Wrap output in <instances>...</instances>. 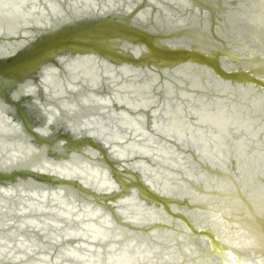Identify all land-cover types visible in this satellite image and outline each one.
<instances>
[{
    "label": "snow or ice",
    "instance_id": "obj_1",
    "mask_svg": "<svg viewBox=\"0 0 264 264\" xmlns=\"http://www.w3.org/2000/svg\"><path fill=\"white\" fill-rule=\"evenodd\" d=\"M182 6L188 11L189 18L196 19L199 18L200 10L204 7L200 0H183ZM255 6L264 13V0H256ZM3 7L12 8L14 5L8 3ZM49 7L53 9L51 15L42 13V16L48 17L47 21L42 20L36 25L37 29H42L41 31L32 33V39L20 43L19 47L10 55H0V113L14 106H22L24 109L22 124L29 120L35 122L25 125L29 129V139L34 140L36 146L29 145L28 159L22 167L30 169L34 173L47 175L53 181L78 180L82 186V188H77L74 184L61 185L58 188L61 196L71 197L73 201L72 205H66L71 209L68 213H60L68 221L67 229L60 235L53 233L51 238L54 247L61 246L60 251L63 256L57 255V259L52 261L49 257L55 253L50 252L48 255H40L38 262L60 264L62 259H67L87 261L88 264H102L100 255L103 251L102 247H90L88 243H78L74 248H66L62 244L64 240L82 238L85 241L91 240L93 245L97 242L104 245L111 233H105L103 229L99 233H85L72 227L73 219L76 221L84 219L83 214L73 217L71 213L78 211V208L74 207L77 201L89 200L88 193L82 189L89 188L90 184L83 179L87 175L86 172L69 169L63 163L57 162L66 160L69 152L72 153L73 158L78 154L83 155L80 145L65 147L61 142L65 138L60 135L61 132H71L72 136L80 140L81 143H84L82 138L85 136L91 137L93 140L99 139V137L91 131V126L87 121L81 122L75 119V112L79 105H67L64 111H60L47 103H42L39 99V91L41 89L45 92L49 90L48 86L54 74L59 72L67 74L83 61L95 62L97 65L101 61L105 64H115L123 63L124 57H134L141 64L155 67L158 71L161 69L172 70L174 66L183 62L215 75L212 70L216 67L218 57L231 62H237V58L224 51L222 44L217 46L214 38L211 42L206 43L203 35L199 32L181 31L175 41L171 39L166 41L163 37L146 41L136 37L134 33L128 31L129 22H131V27H136L140 21L148 23V20L144 13L140 12L138 7L134 8L131 3L125 8L123 0H105L103 4L93 2L86 9L80 8L79 5H71L68 10L57 9L54 5H49ZM37 10L34 6L33 11ZM109 14L114 17L112 23L96 26L89 24L90 21L102 20ZM121 18H123V24H121ZM144 31L151 32L153 29L145 28ZM260 39L261 51L250 54L247 59L254 61V56L258 55L261 65H264V31H262ZM36 42H47L49 46L41 55L30 56L31 48L36 46ZM169 74V72H165V75ZM216 78L223 84L221 77L217 76ZM258 79L262 82L261 89L258 90L261 96L259 105L253 104L252 107H246L245 110L239 112H235L233 109L234 116L228 120H223L222 114L216 113H209L207 117V119L218 121L214 125L218 131L212 137L216 142L214 151L217 152L221 160L227 155L229 162L233 158L237 162L236 171H230L229 175L224 177L232 189L231 192L225 194V199L242 201L240 210L230 214L226 229V232L234 234L235 239H230L227 235L224 238L217 236L220 241L219 246H214L209 252H196L195 255H193L192 249L181 245L169 249L171 256L166 254L165 260L175 257V264H264V198L257 202L248 195L246 189L240 187V180L245 169H248L250 164L256 163L257 156L260 158L259 162L264 165V73ZM68 87L74 92L83 91L74 88L72 80H69ZM233 87L238 86L233 85ZM82 103L85 105L88 103L86 95L83 97ZM139 107H143L147 112L154 108V104L150 99L144 98L139 102ZM157 114V111L153 112L154 116ZM177 115L183 116V113L178 109ZM202 119L198 118L196 124L201 123ZM173 123L175 124V121ZM180 123L183 124V121L181 120ZM152 127L155 129L159 125L153 121ZM173 131L179 134L180 130L174 128ZM31 132H35L36 135L31 136ZM41 144H46L48 147L42 148L39 146ZM106 146L111 147L110 144ZM196 147L198 148L199 144ZM49 151L58 153L57 157L49 160L47 157ZM113 152H116V149H113ZM13 155L18 156L19 154L14 153ZM197 155H201V153L198 151ZM204 155H207V152ZM115 158L120 161L126 159L119 153ZM118 166L122 173L129 164L122 163ZM10 171L11 169L8 167L0 168V182L8 185L0 188V192L5 195H15L17 190L16 185L10 183L12 177L4 175ZM104 173L105 183L101 185L100 191L103 193V190L106 189L109 195L89 204L86 211L89 212L91 219L103 217L101 222H106L105 227L112 229L118 227V222L113 220L107 210V204L111 202L112 208L117 210H119V204L115 202L116 196L111 193L123 197L128 191L129 184L115 172L110 173L108 169H104ZM260 183L264 185V177L261 178ZM46 186V183L36 185L38 189ZM43 195L47 197L48 192L45 191ZM142 198L146 201L149 199L147 194ZM2 203L0 201V204ZM120 203H124V201L121 200ZM96 204H99V207H96ZM37 206L41 211L46 210L42 204L31 205V207ZM93 209L95 210L93 211ZM0 210L7 211V208ZM28 211L29 209L24 208L22 204L16 215L24 216ZM48 223H52V221H48ZM29 225L36 228L37 231L43 227V225H37L35 221L27 219L19 224L11 219L0 222V228L4 230L14 226L11 231H6L7 236H17L15 228L23 230ZM56 226L64 227L63 224ZM84 227L87 226L80 225V228ZM43 235L45 240L49 239L47 234ZM116 238L120 239L118 236ZM41 247L44 245L35 238L26 240L23 235H20L19 242L14 246L3 235H0V259L4 255L14 256V264L26 261L29 256L36 255ZM116 247V245H109L107 250L112 253ZM81 248L88 249V252L80 254L79 249ZM155 251H159V249L157 248ZM92 252H96L97 255L92 256ZM146 255L151 257L152 253ZM139 259L143 261V257ZM113 260L116 261V264H137V258L129 256L127 249L123 255H110L108 264H113ZM147 264H156V262L149 258Z\"/></svg>",
    "mask_w": 264,
    "mask_h": 264
},
{
    "label": "bare ground",
    "instance_id": "obj_2",
    "mask_svg": "<svg viewBox=\"0 0 264 264\" xmlns=\"http://www.w3.org/2000/svg\"><path fill=\"white\" fill-rule=\"evenodd\" d=\"M1 1L3 4L10 3L14 5L12 8H5L0 5L1 26L5 28L11 26L10 24H13L14 27L23 24L24 21L18 5V2L20 1L21 3L22 0ZM66 1L68 7L79 5L80 8L84 9L90 3L103 4L105 2V0ZM158 1L161 2V4L158 2L161 16L157 18V24L163 25L166 30L153 25L151 27L153 31L163 32L169 36L171 35L170 32H166L169 28L166 27L196 25L195 21L189 24L186 23L187 18L184 16L186 9L182 6L183 0ZM123 2L125 8L130 3L133 4V0H123ZM239 2L242 6V11H233L228 14L229 22L230 24L233 23V28L236 32L235 42L249 49L254 47L255 52L258 53L260 47L252 41V34L257 35V33H260L261 35V27L264 25V19H262L264 13L255 6L256 0H239ZM42 3L45 5L44 10L51 11V13L53 9L49 5L62 9L61 0H43ZM169 3L170 5H168ZM39 7H42V4ZM143 13L146 17L148 16L147 11ZM129 65L130 62L127 60H124L123 63L115 64L100 62L98 65L95 62L83 61L77 66L76 72H80L83 78L85 76L93 84L99 82L100 79H106L114 88L113 94L107 101H100L107 104L110 110L109 116H106L104 120L97 118L98 120H90L88 123L91 126V131L99 137L96 140L110 144L124 157L137 156L139 158L137 162H134V167L131 166V168L140 177L142 176V181L150 187L149 189H152L148 191L149 194L152 195L154 191L170 198H181L197 204L196 210L193 209L188 216L193 222L196 231L199 232V235L193 237L190 230L186 228V225L179 218L165 212L163 208H152L150 205L144 204L141 197L145 195L144 189L141 191L130 189V184L126 180L129 172L126 171L124 175L121 174L125 182L129 184L127 192H134L133 196L127 198L130 203L126 206L127 210L124 209V215L126 216L123 217L134 223L147 224V226L144 225L146 229L142 231L139 237L136 236L137 232L135 228L131 227V224L118 226L123 227L124 232L130 234L129 236H133L136 242L137 247L135 248L133 245L134 241L129 239L130 245L126 246L130 249L127 250L128 255L136 257L137 264H147L149 258L154 260L156 264H175V257L170 260L164 259L166 254L171 256L169 249L182 245L192 249L193 255L196 252L204 253L212 250V247L207 242L205 232H210L217 236L222 235L221 238L227 235L230 239H235L233 233L226 232L228 226L227 218H230V214L240 210L242 201L225 199V194L231 192L232 189L229 183L224 180V177L229 175L230 171H236L237 162L235 158L229 162L227 155L221 160L217 152L214 151L216 142L212 137L218 131V128L214 126L218 121L207 119V117L209 113H216L222 114L221 118L223 120H228L234 116L233 109H235V112H239L245 110L247 105L248 107H252L253 104L259 105V95L248 86L234 88L233 84L226 78L222 79L223 84H221L217 79L210 77L207 71H202L200 68H194L195 70L193 71L192 69L184 68L183 64L174 66L172 70L162 69L161 72L163 74L168 70L170 71V74L165 76L157 75L154 72H145L148 74L126 78L124 71H129ZM73 78H75V74L71 71L64 79L53 77L49 85L55 91L63 92L69 80ZM184 80L189 83L192 89L195 88L198 91L197 97H195L194 93L187 94L184 90H181ZM160 84L161 86H159ZM155 86L162 90L157 91ZM66 87L69 88L68 86ZM208 89L211 92H221L222 95L229 93L228 95L233 96L232 98L235 100L231 102L227 100L226 96L222 97V99H212L208 97V92L204 95V90L207 91ZM144 98L150 99L154 104V108L152 110L149 109L152 111L151 113L149 111L145 112L143 107H139V102ZM77 99L79 100L80 98L78 97ZM94 101L96 100L91 102ZM239 101V104L246 103V106L238 108L239 105L237 103ZM77 104L79 105V103ZM136 109H140V111L135 112L134 110ZM178 109L183 113V116L177 115ZM154 111L158 112L155 116L153 115ZM137 117L139 118L137 119ZM198 118L203 119L201 123L196 124ZM181 120L183 124L180 123ZM153 121L159 125L158 128L154 129L152 127ZM173 121H175V124ZM174 128L180 130L179 134L173 131ZM3 134L23 137V132H20L14 123L11 124L10 119L7 117L0 118V162L3 158L1 152L6 148L13 149L26 157L28 156L31 142L26 144L25 140H19L12 145V142L6 141L7 138L3 137ZM197 144H199L198 148L196 147ZM198 151L201 155H197ZM205 152H207V155H204ZM82 156L79 154L75 158L70 156L73 159L70 164L81 165L84 163L81 160ZM259 161L260 158L257 156L256 163L250 164V167L245 169L240 180V187L246 189L248 195L257 202L264 198V185L260 183L261 178L264 177V165ZM71 165L68 166L70 169L72 168ZM97 177L99 178V176ZM99 179L102 184L105 183L102 178ZM35 197L41 198L40 201L42 203H35L36 201H29L26 198L23 199L22 203L15 204L12 199L7 198L6 200L0 196V201L6 204L7 208L6 212H0V222H5L10 219V216H14L10 214L13 212V208H21L20 203L23 206L29 205L27 207L34 213L30 220L35 221L37 225H43V227L39 228L43 233L40 231L35 232L33 235L29 233L24 236L25 239H44L43 234H47L50 243L53 233L60 235L67 229L68 221L64 217V220L61 221L60 213H68L71 209L66 205H72L73 201L69 197L63 198L56 192L48 193L47 197L43 193H38ZM78 203V211H72L71 213L73 217L86 212V208L81 206L82 203ZM34 204H42L46 210L41 211L38 206L31 207ZM74 207L77 208L76 204ZM117 212L121 214V209L117 210ZM88 214L89 212L85 213V215ZM48 221H52V223H48ZM57 224H63L64 227L58 228ZM81 224H83L81 221H76L75 219L72 221L73 228L83 231L80 228ZM152 225H155L156 228L169 230V232L153 231ZM165 225L173 226L177 230L181 229L184 234L180 235L170 232L171 228ZM86 229L88 233H93L92 231L95 230V227L90 226V228L86 227ZM3 236L8 239L9 243L13 242L8 236ZM37 241L40 242L39 240ZM16 243L14 241L12 244L15 246ZM41 244L44 247L40 248L35 255L36 257H28V260L19 261L18 264H46L43 261L38 262V257L40 255H48L50 252L55 253L49 257L52 261L57 259V255L63 256L60 250L55 252L51 243L49 244L50 246L45 245L43 242ZM157 248L159 251H155ZM79 252L84 254L88 252V249L82 248L79 249ZM148 253H152L151 257L146 255ZM91 255L96 256L97 253L92 252ZM101 257L102 264H108L106 261L109 256L101 254ZM140 257H143V261L139 259ZM63 262L65 263L60 264H74L73 261L70 262L67 259H64ZM77 262L78 264H84L87 261ZM113 264H116L115 260H113Z\"/></svg>",
    "mask_w": 264,
    "mask_h": 264
},
{
    "label": "water",
    "instance_id": "obj_3",
    "mask_svg": "<svg viewBox=\"0 0 264 264\" xmlns=\"http://www.w3.org/2000/svg\"><path fill=\"white\" fill-rule=\"evenodd\" d=\"M43 0H22L18 2L20 14L23 18L24 23L20 24L16 27L13 26V24H10L11 26L8 27H2L0 24V55L8 56L10 53L15 51L17 47H19L20 43L24 42L25 40H31L32 39V33L36 31H41L42 29H37L36 25L40 23L42 20L47 21V16H42V13H48V15H51V11H45L44 7L45 5L42 3ZM158 0H133V7L139 8L140 12H146L147 11V20L148 23H145L144 21H140L136 27H131V22H129L128 31L131 33H134L136 37L142 38L146 41H150L156 37H163L166 41L171 39L172 41H175L176 36L181 31H187V32H199L203 35L205 42H211L213 38L215 39V42L217 46H220L221 44L224 47V51L230 53L232 56L237 58V62H231V61H225L222 57H218L216 60V67L212 70L215 75L207 72L210 74V77L217 79L216 77L219 76L221 79L226 78L228 81H230L233 85L238 86L237 88H240L242 86H248L250 87L255 93L257 92L259 95V100L261 102V96L260 92L258 91L261 89V80L258 79V77L264 73V65H261L259 56H254V61H250L247 59V57L250 54L256 53L254 47L249 49L247 47H244L243 45H240L235 42V34L233 23L230 24L228 19V14L233 11H242V6L239 2V0H200V2L204 5V7L200 10V16L198 19L196 18H189L188 17V11L184 13V16L186 19V23H191L193 21L196 22V25H188L187 27L180 25V26H169L166 28H169L166 32H170L171 35H167L163 32L158 31H151L147 32L144 31L145 28H151L153 25L157 26V28L165 29L163 25L157 24V18L161 16L160 8L158 7L159 2ZM42 4V7H39ZM62 9L68 10L69 7L67 6L66 0H61ZM164 4V3H163ZM0 5H4L2 1L0 0ZM165 5V4H164ZM170 5V3L168 4ZM172 5V4H171ZM34 6L38 9L37 11H33L32 7ZM166 6V5H165ZM173 6V5H172ZM175 8V7H174ZM173 8V9H174ZM150 10V11H149ZM178 13V12H177ZM28 17V19H27ZM114 20V17L109 14L102 20H95L90 21L89 24L92 26L100 25L103 23H112ZM121 24H123V18H121ZM261 30L264 31V25L261 27ZM262 35V33H261ZM261 35L260 33H257V35L252 34V41L257 43L260 47V51L262 49L261 44ZM172 37V38H171ZM182 42V41H181ZM47 42H36V46L31 48V52L29 53L30 56H39L42 54V52L48 47ZM146 46V45H145ZM258 51V53L260 52ZM124 60H127L130 62V65L128 66L129 71L125 72L126 78H133V77H139V75L148 74L149 72H154L157 75L163 74L161 70H157L155 67H151L148 65L141 64L140 62L136 61L134 57H124ZM103 62V61H101ZM183 64L184 68L192 69L193 71L197 69L196 66L187 65L186 63ZM195 68V69H194ZM229 70H225V69ZM77 69L74 68L72 70V73L75 74V78L71 79L73 81V87L77 89H82L83 91H71L68 86V84L65 86L63 92H57L54 89L48 86L49 90L45 92L43 89L39 91V99L42 103H47L49 106L54 107L55 109H58L60 111H64L65 106L67 105H73L79 103V108L75 112V119L77 121H89L91 120H98L102 119L104 120L106 116H109V108L106 103L100 102L107 101L108 98L113 94L114 88L106 79H100L97 83H91L88 81V79L84 76L82 77V74L80 72H76ZM167 71V70H166ZM76 72V73H75ZM148 72V73H145ZM167 72L170 73L168 70ZM65 74V72H59L58 74H54L53 77H58L61 79L66 78V76L69 74ZM69 83V82H68ZM161 86V84L159 85ZM157 88V91L162 90L161 88L155 86ZM181 90H184L187 94L194 93L195 97L198 96V91L196 89H192L187 81L184 80L183 86ZM192 90V91H191ZM178 91V90H177ZM194 91V92H193ZM206 92H208V97L215 98V99H222V97L226 96L227 100L233 102L235 100L232 98L231 95H222L221 92H211L209 89L206 91L204 90V95H206ZM87 96L88 103L85 105L82 103L83 97ZM78 96L80 99L78 100L76 98ZM207 97V96H206ZM207 97V98H208ZM90 100V102H89ZM92 100H96L94 102H91ZM240 101L237 103L239 105L238 108L246 106V103L239 104ZM15 104V102H13ZM248 107V105L246 106ZM152 110V109H151ZM135 112H139L140 109L134 110ZM150 113L152 111L148 110ZM7 117L10 119L11 124H15L17 126V129L20 132H23L22 136H7L6 134H3L2 136L7 138L6 141L12 142V145L14 142H18L19 140H25L26 144L28 142H31L30 145L35 147V141L29 139V129L25 126L27 123H35L34 121H25L24 124H22V118L24 117V109L22 106L20 107H12L8 110H5L3 113H0V118ZM101 117V118H99ZM98 118V119H97ZM31 136H35V132L30 133ZM61 136L65 137L61 142L65 145L67 148L69 145H80L81 152H83L82 159L84 163L81 165H71L72 160L70 156H72V153L69 152L67 154V159L63 161H57L58 163H63L66 167L69 165L72 166V170L82 171L86 172L87 175L83 177L86 182L90 184V187L87 189H82L85 193H88L89 200L84 201L80 200L77 201L75 204L78 208L79 203L81 202V206L87 208L89 204L95 203L98 199H101L103 197H106L109 195L106 189L103 190V193L100 191L101 180L99 178H102L105 181V173L104 169H108L109 172H116L121 174H125L126 171L129 172L127 177V182L130 184V189L134 191H141L144 189L145 194L148 195L149 199L146 201L143 199L144 204L147 206H151L152 208H158L163 210L169 214H171L174 217L179 218L185 225L186 228L190 230V233L194 236L199 235L198 231L193 226V222L191 221L189 216V212L191 213L193 209L196 210V203L188 202L187 200L181 199V198H170L168 196H164L161 194H158L156 192H152V195L149 194L150 187L147 186V184L142 181V176L140 177L139 174L132 171L131 166H133L135 163L139 160L137 156L128 157L125 156L124 161L117 160L116 154L118 153L113 152V148L107 147L102 141L93 140L91 137H83L82 140L84 143H81L80 140H77L74 138L71 134V132H61ZM115 145V144H114ZM42 148H47L48 146L46 144L39 145ZM17 153L13 149H4L2 154V161L0 162V168L8 167L11 169L10 173H5L4 175H10L12 177L10 183L13 185H16V193L15 195H5L3 192H0V196L4 199H12L15 204H19V202L22 203L23 199H28L29 201H36L35 203L41 202L40 199H37L38 197H35L36 194L44 193L47 191L48 193L56 192L59 194L58 188L61 185H75L77 188H82V186L79 184L78 180L75 181H53L51 177H48L44 174H38L32 172L30 169L22 167L23 163L28 159V156L26 157L24 154H20L18 156H14L13 154ZM113 153V154H112ZM58 153L49 151L47 153V157L49 160H53L57 157ZM115 155V156H113ZM11 161V163H10ZM122 163H128L129 166L124 169V171L121 173L120 168L118 165ZM84 164V165H83ZM134 167V166H133ZM69 168V167H68ZM70 169V168H69ZM225 175V174H224ZM99 176V178L97 177ZM133 179V181H132ZM136 180V181H135ZM31 181V183H29ZM51 181V182H50ZM131 183H130V182ZM138 181V182H137ZM137 182V183H136ZM46 183L47 186L45 188H37V184H44ZM8 185L0 182V188L7 187ZM93 189H96V191H93ZM35 193V195H32ZM134 192H127L125 196L120 197L115 193H111V195L116 196V203L119 204V209H121V214L117 212L116 208H112L111 202L107 204V210L110 212V214L113 217V220L118 222V226H124L131 224V227L135 228L136 230V236H141V233L147 226V224H139L134 223L131 220L125 219L123 216L125 214V210H127L126 206L130 203V200L127 199L129 196H133ZM61 196V195H60ZM41 197V196H39ZM64 198V196H62ZM136 197V196H135ZM143 197V196H141ZM71 198V197H69ZM134 198V197H133ZM123 200L124 203H120V201ZM20 203V205H22ZM42 203V202H41ZM25 205V203H24ZM29 206V205H27ZM26 205L24 208L29 209V211L24 216H18L16 215L17 212L20 211V207L13 208V212L10 215L11 220H15L17 224H19L21 221L27 219L30 220L32 215L34 214L30 208H28ZM80 206V207H81ZM130 206V205H129ZM6 207V204L2 203L0 204V209H3ZM96 207H99V204H96ZM95 209H93L94 211ZM210 210V209H209ZM208 211V210H207ZM0 212H4L3 210H0ZM6 212V211H5ZM88 212V211H86ZM85 212V213H86ZM83 213L84 219L81 220L83 225H86L90 228V226H94L95 230L92 231L93 233H99L101 229L104 230L105 233H111L109 236L108 241L101 245L99 242H97L95 245H93L91 240L85 241L82 238L80 239H68L64 240L62 242L63 246L67 247H75L78 243H88L89 246H94L97 248H103V251L100 253V255L106 254L107 256H116L117 254L123 255L125 249L130 250L128 247H126L129 243V239L133 240V245L136 246V242L134 240L133 236H129L130 234H127L124 232L123 227H116L112 229H108L105 227V223H102L101 221L104 219L103 217H97L96 219L89 218V214L85 215ZM82 214V213H81ZM60 217V216H59ZM58 218V216H57ZM61 221L64 220L63 216H61ZM229 220V218H227ZM8 220V219H7ZM125 220V221H122ZM6 222V221H5ZM180 222V221H179ZM167 227H170V232H174L175 234H184L183 230L179 229L177 230L173 226L165 225ZM12 227L8 230H4L0 228V235H5L6 231H11ZM151 228H153V231H167L161 228H156L155 225H152ZM156 228V229H155ZM126 229V227H125ZM175 229V230H172ZM83 232L88 233L86 227L82 228ZM15 231L18 233L17 236H8L10 240L13 242H18L19 236H27V234L31 233L33 235L35 232L37 233L40 231L43 233L42 230H36L33 226H28L21 230L20 228H15ZM207 239V242L210 244V246H219L220 241L217 239V235L205 232L204 233ZM41 235V234H39ZM120 237V239H117L116 237ZM220 236V235H218ZM222 236V235H221ZM220 236V237H221ZM36 240H39L41 243L43 242L45 245L50 246L49 241L42 239V238H36ZM12 242V243H13ZM52 244V243H51ZM109 245H116L115 251L112 253L108 252V246ZM53 246V245H51ZM55 252H59L61 246L56 245L55 247H52ZM82 249V248H81ZM139 252V251H138ZM26 254V252H25ZM36 257L35 255H33ZM32 257V256H29ZM29 259V258H28ZM15 257L14 256H8L4 255L0 261L1 264H14ZM54 260V259H53ZM55 261V260H54ZM64 259L61 260L60 263L63 262ZM69 261V260H68ZM73 260H70V262ZM23 262V261H22ZM69 262V263H70ZM108 262V259L107 261ZM74 264H78L77 261H73ZM23 264V263H21ZM88 264V262L84 263Z\"/></svg>",
    "mask_w": 264,
    "mask_h": 264
}]
</instances>
